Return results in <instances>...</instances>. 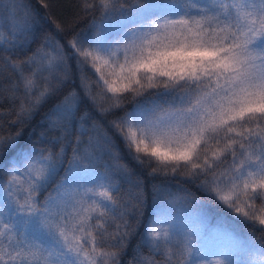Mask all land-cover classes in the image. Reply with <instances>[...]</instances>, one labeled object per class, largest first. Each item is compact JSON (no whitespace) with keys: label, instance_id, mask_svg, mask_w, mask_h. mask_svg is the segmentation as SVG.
<instances>
[{"label":"snow or ice","instance_id":"6c2138e0","mask_svg":"<svg viewBox=\"0 0 264 264\" xmlns=\"http://www.w3.org/2000/svg\"><path fill=\"white\" fill-rule=\"evenodd\" d=\"M3 7L12 15L7 36L0 28V79L5 69L18 78L0 85V102L16 108L11 123L19 127L0 134V158L16 149L42 105L73 87L43 119L47 147L17 150L3 168L0 264H122L139 226L144 179L121 164L116 137L149 177H182L264 231V0H85L86 10L100 14L89 33L72 35L65 46L59 33H71L56 23V33L22 62L13 54L31 43L41 20L27 8L17 20L15 0ZM128 94L135 107L116 115ZM93 111L114 116V135ZM61 170L55 195L41 201ZM122 182L136 188L123 201ZM153 191L170 204H203L187 189L172 194L153 184ZM176 219L157 205L142 237L152 256L138 252L132 264H264V244L233 233H225L233 247L209 259ZM237 251L250 258L236 261Z\"/></svg>","mask_w":264,"mask_h":264},{"label":"trees","instance_id":"16d2710c","mask_svg":"<svg viewBox=\"0 0 264 264\" xmlns=\"http://www.w3.org/2000/svg\"><path fill=\"white\" fill-rule=\"evenodd\" d=\"M13 2L14 0H0V28L3 29L6 36L10 30V17L12 12L11 10L5 11L3 6L11 5ZM15 2L18 4L17 11L15 12L17 20L20 22L23 21L25 8L35 14H38V18L41 20V24L38 26V29L32 36L28 37L31 43L25 44L22 50L14 52L12 59L18 62H22L27 56L35 52L36 49L44 43L46 35L56 33V23L61 24L66 32L71 33L70 35L59 33L61 42L67 46V42L71 39L72 35L77 33H89L93 18H98L100 15L98 11H94L92 9L86 10L84 8L85 0H43V3L41 0H15ZM87 2L93 3L94 0H87ZM152 2L156 4H164L167 0H152ZM20 3H22L23 7H19ZM44 4H48V7L45 8ZM45 17H47L46 20L44 19ZM113 35L118 36L119 32H114ZM8 39H11V37L9 36ZM72 67L73 75L75 76L74 61L72 62ZM24 70L26 74L29 71L27 66H24ZM89 72L91 73V69H89ZM17 78L16 72L11 69H5L3 72V78L0 79V85L7 88L10 82L16 80ZM75 86L77 88L79 87L78 78L75 81ZM72 87L73 85L69 84L58 96L42 105L36 112L34 119H32L30 123L23 128V135L19 139L16 149L0 158V182L6 179L3 168L6 166L10 157L14 155L15 151L21 149H31L32 147H47L46 143L42 144L40 140L41 132L45 129L43 119L50 108L62 99ZM4 94L7 95V93ZM128 95L129 99L125 102L121 109L117 110L116 115L123 116L126 112L132 111L135 107V101L131 99L130 94ZM136 99L142 100L143 98L137 97ZM16 104L18 105L19 101H16ZM15 111L16 108L13 107L9 101L5 100L0 102V134L7 135L9 133H15L18 130L19 126L11 123L16 118ZM93 114L97 116V119L100 120L102 126L105 129H108L110 134L114 135L112 130L109 128V121L114 119V116L108 115L107 117H100L95 111H93ZM48 138H51V133H48ZM74 141L75 136L73 137V142ZM82 141L86 143L87 136L82 137ZM116 143L121 154V164L127 163L133 169V179H135V176H140L144 179V202L143 206L138 210L139 226L130 237L126 254L121 258L122 264H132L134 257L140 259V257L137 256L138 252L142 257L152 256L149 248L144 245L142 237L145 226L149 224L153 213L157 210L158 204L176 214V224L179 231H191L194 233L192 235L194 244L207 249L205 255H207L209 259H216V257L210 255L212 251L220 248L233 247V242L225 236V233H233L241 240L251 237L257 244H264V231L260 230V226L258 224H254L253 222H244L243 218L237 219L221 203L215 199H209V197L205 196L204 193H202L193 184L182 182V177L157 176L155 179L149 177L148 172L150 169L147 167L141 168L130 159L128 151L119 137H116ZM71 153L72 148L69 147L67 150L68 159L71 158ZM105 160H108V162L111 163L107 156H105ZM63 167L67 168V163H65ZM99 171L102 172L103 168H100ZM63 176L64 172L61 170L49 184L47 189L39 194V199L41 201H43L50 193L55 195L56 185L61 181ZM153 184L165 185L166 187H169L172 194L183 195V189H187L191 193L195 194V196L202 201L203 204L202 206H197L195 204H187L183 201L170 204L166 195L161 196L160 200H157L153 191ZM135 192L136 188L134 185H129L123 182L121 183V192L119 194L121 201L134 195ZM3 200V194L0 193V204H3ZM188 225H191L190 229L188 228ZM133 227H136L135 221H133ZM173 252L175 253L176 249H173ZM249 258L250 257L244 253L238 251L234 252V259L238 262L246 261ZM154 259L161 261L163 260V257L157 255Z\"/></svg>","mask_w":264,"mask_h":264}]
</instances>
